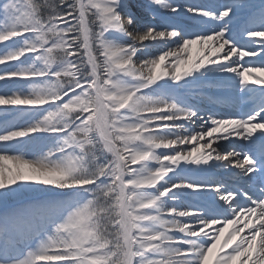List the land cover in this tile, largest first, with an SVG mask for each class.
I'll list each match as a JSON object with an SVG mask.
<instances>
[{
	"label": "snow or ice",
	"instance_id": "6c2138e0",
	"mask_svg": "<svg viewBox=\"0 0 264 264\" xmlns=\"http://www.w3.org/2000/svg\"><path fill=\"white\" fill-rule=\"evenodd\" d=\"M0 264H264V0H0Z\"/></svg>",
	"mask_w": 264,
	"mask_h": 264
},
{
	"label": "bare ground",
	"instance_id": "6f19581e",
	"mask_svg": "<svg viewBox=\"0 0 264 264\" xmlns=\"http://www.w3.org/2000/svg\"><path fill=\"white\" fill-rule=\"evenodd\" d=\"M194 2H200V3H209L210 0H194ZM199 48V45H193L192 46V57L195 58L197 55V50ZM247 59V58H246ZM251 59H256L255 57L251 58ZM6 164L10 163V162H5Z\"/></svg>",
	"mask_w": 264,
	"mask_h": 264
}]
</instances>
